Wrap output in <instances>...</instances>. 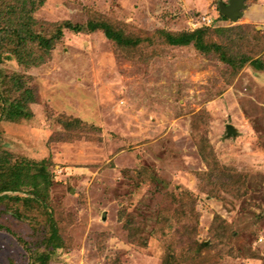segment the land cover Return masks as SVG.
I'll return each instance as SVG.
<instances>
[{
    "label": "rangeland",
    "instance_id": "1",
    "mask_svg": "<svg viewBox=\"0 0 264 264\" xmlns=\"http://www.w3.org/2000/svg\"><path fill=\"white\" fill-rule=\"evenodd\" d=\"M219 2L228 0H44L34 16L38 28L100 18L148 34L236 26L247 32L240 44L234 34L207 39L264 60V0H245L235 21L219 16ZM14 73L34 101L31 116L8 120ZM207 148L234 177L209 180ZM0 153L48 164L63 244L48 264H180L167 246L186 234L207 244L190 264H264V69L247 63L231 76L216 56L157 36L128 55L101 31L63 28L42 63L0 58ZM177 209L178 223L156 224ZM0 210V264H30L49 234L44 210L12 200Z\"/></svg>",
    "mask_w": 264,
    "mask_h": 264
},
{
    "label": "trees",
    "instance_id": "2",
    "mask_svg": "<svg viewBox=\"0 0 264 264\" xmlns=\"http://www.w3.org/2000/svg\"><path fill=\"white\" fill-rule=\"evenodd\" d=\"M43 3L44 0H0V58L3 55L12 56L19 64L26 67L42 63L49 55L50 49L61 38L62 29L66 28L73 32H79L84 29L101 31L107 39L113 42L115 47L124 50L128 55L132 51L141 48L143 44L148 45L151 39L157 36L160 41L169 46L192 45L203 54L216 56L230 66L231 76L235 75L247 63L257 70L264 69V60L258 53L253 52L250 47L248 51L236 55L231 52V48L227 47L226 44L207 39V35L210 33L225 34V37H230V34H234V38H231L233 40L230 43L232 44L237 40V44H240L239 40L242 36L239 35V32L233 33L236 26H219L215 28L199 26L192 30L179 32L156 29L148 34L143 31L140 33L126 31L123 26L114 25L109 20L93 18L88 19L86 23H72L69 20H62L59 23L52 24L49 28L48 25L45 28H38V21L34 13ZM218 13L220 17L227 19L220 11ZM254 31L256 34L258 33V31ZM243 34L245 35L241 39H246L247 32ZM255 38L253 39L256 41ZM8 80L11 83L10 90L16 92L17 95L12 99H5V104L1 108V115L8 120L28 118L31 116L29 104L34 101L32 89L27 86L22 74L14 73L10 75V78L8 77ZM208 150L210 149L202 150V155L203 159L209 164L206 172L207 177L210 178L209 180L217 179V183H219L223 178L234 177V175L231 176L229 171H224L222 167L215 164L216 161L211 155V150ZM211 156L214 165L211 164ZM52 181L45 159L40 161L25 159L12 161L5 154L0 153V204L5 203L6 200H12L20 202L27 209L32 210L34 207H39L44 210L48 220L49 234L42 240L44 248L33 252V259L30 264H48L52 250L54 251V249L63 245L57 223L47 203ZM4 209H8L14 216L20 217L18 208H7L6 206ZM1 211L3 210H0V214ZM177 212H179L178 209L173 214L159 212L156 224L159 219L168 228L172 224L178 223L181 215ZM3 227L5 226L0 223V228ZM158 229H160L161 233V228ZM164 235H167V233ZM18 240L23 241L20 238ZM182 244L180 247H176L173 244H168L167 246L169 252L174 253L178 257L180 264H190L194 256L199 255L201 250L207 247L205 242H196L187 234Z\"/></svg>",
    "mask_w": 264,
    "mask_h": 264
},
{
    "label": "water",
    "instance_id": "3",
    "mask_svg": "<svg viewBox=\"0 0 264 264\" xmlns=\"http://www.w3.org/2000/svg\"><path fill=\"white\" fill-rule=\"evenodd\" d=\"M245 6V0H228L227 3L219 2V11L229 20L235 21L240 15L241 10ZM236 131L231 124H226V134H235Z\"/></svg>",
    "mask_w": 264,
    "mask_h": 264
},
{
    "label": "built area",
    "instance_id": "4",
    "mask_svg": "<svg viewBox=\"0 0 264 264\" xmlns=\"http://www.w3.org/2000/svg\"><path fill=\"white\" fill-rule=\"evenodd\" d=\"M199 19L201 21L199 25H209L211 22V18L207 16H201Z\"/></svg>",
    "mask_w": 264,
    "mask_h": 264
}]
</instances>
